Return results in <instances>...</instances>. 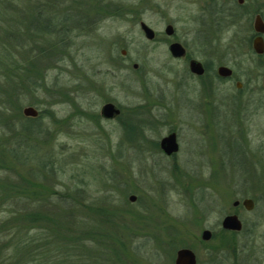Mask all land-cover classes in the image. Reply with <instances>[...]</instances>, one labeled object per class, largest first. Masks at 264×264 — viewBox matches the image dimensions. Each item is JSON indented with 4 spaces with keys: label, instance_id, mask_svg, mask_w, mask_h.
Here are the masks:
<instances>
[{
    "label": "rangeland",
    "instance_id": "1",
    "mask_svg": "<svg viewBox=\"0 0 264 264\" xmlns=\"http://www.w3.org/2000/svg\"><path fill=\"white\" fill-rule=\"evenodd\" d=\"M220 3L23 0L10 11L15 17L12 24L0 14V51L19 68L13 94L17 101L10 106L0 97V197L7 184L47 183L60 193L80 190L77 202L85 207L115 211V225L101 243L82 233L83 242L58 244L45 252L50 254L45 260L27 264H173L181 243L193 246L199 264H205L207 249L221 255L215 257L216 264H264L260 235L264 227L256 225L264 203H254L249 213L236 210L233 202L243 199L238 172L225 170L224 193L221 172L194 171L190 161V153L201 152L204 140L198 134L214 136L208 146L220 152L224 145L218 138L224 123L225 139L228 133L241 131L236 82L251 79L252 85H260L261 74L252 70L256 62L238 59L234 53L238 27L225 31ZM47 13L51 17L48 29L31 24ZM140 23L154 32L153 41L144 38ZM166 26L173 28L172 37L164 34ZM206 27L212 40L204 41ZM10 29L15 36L11 44L5 34ZM232 38L236 49L231 52L227 43ZM173 42L186 48L185 59L170 56L168 46ZM189 58L206 64L208 75L191 79ZM28 62L32 65L27 68ZM220 66L232 70V79L215 77ZM104 103L113 104L119 116L103 120ZM29 107L37 111L36 119L41 116L30 123L39 128V134L21 132V124L29 119L22 110ZM245 127L249 134H264V98L259 113ZM169 133L177 135L179 168L149 148L150 142L158 144ZM22 134L33 135L15 145L14 136ZM234 147L225 141V151L232 153ZM15 148L23 153L13 156ZM39 158L47 162L48 177L42 173L34 178L32 161ZM212 172V184H198L193 177L200 173L199 179L206 180ZM130 195L136 197L134 203L128 201ZM4 210L0 208V222L10 218ZM227 214L242 222L240 233L223 232L221 221ZM66 220H72L71 226L73 221L80 224L81 232L92 227L84 211ZM104 226L98 223L94 230ZM75 227H70L69 235L75 236ZM203 230L213 234L211 240H201ZM5 234L3 230V247L12 249L6 264H23L21 253H15L16 238L6 240Z\"/></svg>",
    "mask_w": 264,
    "mask_h": 264
},
{
    "label": "trees",
    "instance_id": "2",
    "mask_svg": "<svg viewBox=\"0 0 264 264\" xmlns=\"http://www.w3.org/2000/svg\"><path fill=\"white\" fill-rule=\"evenodd\" d=\"M23 0H0V14L2 18L9 21V24L15 22V17L10 15V11H13L19 3ZM47 13L46 17L43 18H34L31 22L32 25L41 26V28L48 29L51 23V17L49 18ZM3 21V22H4ZM11 21V23H10ZM59 22V21H58ZM1 23V22H0ZM12 29V27H11ZM10 32L5 31V34L10 39L6 41L13 40L15 36H11ZM4 37V34H3ZM12 41L9 42L11 44ZM31 62L27 63V68L30 67ZM36 65L34 66L35 69ZM19 70L17 68L14 60L7 56V53H2L0 51V97L8 105L12 106L17 97L14 94L16 72ZM29 71V69L27 70ZM22 79V76L19 74L18 79ZM21 88V85L19 86ZM19 91V90H18ZM41 116H38V118ZM37 118V119H38ZM37 119H27L25 124H21V132L24 133L31 132L34 130L39 134V128L33 127L30 123H35ZM23 123V122H22ZM32 123V124H33ZM132 131H135L132 129ZM33 134H22L17 137L14 136V143L18 145L22 142V139H25V136H31ZM21 137V138H20ZM149 148L151 151L157 150L158 144L150 142ZM20 148H15L12 150V155L20 156ZM36 162V163H35ZM32 161L36 165V170L34 172V178H39V175L45 173V177H48V172L45 171L47 167V162L43 161L41 158L36 161ZM52 171V170H49ZM33 178V177H32ZM53 185L44 183L43 186L38 184H7L4 186V192L0 197V208H4V212L8 214L9 219L6 218L5 221L0 222V264H6L8 262L7 254L12 255V249L8 250L3 247L2 231L5 230L6 240L14 237V245H19L15 248V253L18 256L21 253V258H24L25 261L23 264L31 263L39 258L49 257L45 252L50 251V248L56 247V245H65L67 243L78 244L83 242L82 233L88 235L93 242L98 241L102 242L103 239L109 238L107 234L108 228H112L115 224L112 220L114 215V210H108V208H99L93 206H83L77 202V198L81 194L80 190H75L74 192L60 193L53 191ZM108 200L104 201V205H108ZM83 207V208H82ZM86 212V215L91 220L90 232H81L79 225L73 221L75 224L76 234L75 236L69 235L71 228L72 220H66V218L74 217L80 212ZM4 213V214H5ZM100 218V219H99ZM69 223V225H68ZM105 225L103 228L96 232L94 227H97V224ZM71 227V228H70ZM9 229V230H7ZM113 229V228H112ZM79 231V232H78ZM46 255V256H45ZM26 259H30L29 261ZM5 260V261H4Z\"/></svg>",
    "mask_w": 264,
    "mask_h": 264
},
{
    "label": "flooded vegetation",
    "instance_id": "3",
    "mask_svg": "<svg viewBox=\"0 0 264 264\" xmlns=\"http://www.w3.org/2000/svg\"><path fill=\"white\" fill-rule=\"evenodd\" d=\"M216 1L221 2L220 4H217V6H220V13L223 21L222 24H226L225 31L229 32L230 26L232 28L238 27L237 28L238 33L236 36L237 51L234 52L236 54V57L238 59H242V58L246 59L252 63L256 62V66H253L252 70L253 72L258 73L257 75L261 74L260 85L258 86L256 84L252 85L253 83L250 82L251 79H249V81L245 83L236 82L235 87L238 90L240 96L241 120L239 122V127H241V131L238 134L228 133L231 137L229 136L227 139H225L226 138L225 134H227V132L225 133L224 131L225 128V123H224L222 136L221 138H218L221 139L224 145L220 152H215V149L213 150L212 147L208 146V144L212 145L213 141L215 140L214 136H211L210 134H198L200 135L199 138L204 140L203 143L200 145L201 152H197L196 155L190 153L192 156L190 161L192 162V166H193L192 170L194 171L199 172L202 170L213 169L217 172H221L222 180H223L222 186L224 189V193H225V170L227 172L228 170L237 171L238 186L240 187V193L243 199L241 202L238 201L233 202L232 206L236 210H243L249 213L252 211L254 207V203H258V202L264 203V134H255V133L249 134V132L246 131V127H245V125L250 122L251 117H255V115L259 113L260 102L264 98V88H263L264 0H216ZM228 20H230V23H228ZM209 27H211V25H209ZM206 28L207 30L206 29L203 30L205 33L203 35L204 41H208V39L212 40L209 37L210 29L208 27ZM234 41L235 38H232L227 43V48L231 50V52L234 49H236L234 47L235 46ZM173 43H177V42H173ZM171 44L172 43H170L169 46ZM255 46L263 50L261 54L257 53ZM182 47L186 51V48L184 46ZM186 56H187V52H186ZM186 56L182 59H185ZM182 59H175V60H182ZM191 60L194 59L189 58L188 65ZM200 64L203 67L204 74L202 76H195L189 72L191 79L203 78L207 76L208 73L210 72L206 64H202V63ZM214 74L215 77L220 81L230 80L233 77V72L231 77L227 79H223L217 76L216 71ZM238 85L239 87L237 88ZM206 87L210 88L211 85L207 84ZM169 134H167L166 136H168ZM175 137H176V143L178 145V151L175 154L171 156H166L162 153L159 145L162 138L158 142V148L156 150V153L160 154L162 159L172 161L173 166L178 167V161L176 158L179 153V143L176 134ZM229 139H231V141ZM225 141L226 143L232 142L235 145L234 151L232 153L229 151V149L225 151ZM212 174L213 172L206 180L199 179V177H201L200 173L193 175V177L196 180V183L200 184L201 182H204L206 183L205 185H207V182L209 181H210L209 184H212L213 181ZM197 176L198 178H196ZM214 182L217 183V179H214ZM246 201H249L251 203L250 210H247L244 205V202ZM230 215L233 214H227L226 216H230ZM257 219L258 220L256 221V225L257 226L259 225L260 228H263L264 208L259 209ZM240 223L242 226L241 227V231H242L243 224L241 221ZM223 232L233 235L240 233V232H230L225 230H223ZM260 235L264 241V231ZM212 237L213 234L211 233V239ZM200 244L202 245L204 243H200ZM178 245L179 247L177 251L181 249L190 250L195 256V262H196L195 264H199L197 260V256L195 252H193L192 245L185 246L183 243ZM227 253H228V249L225 248V261L229 260L227 258ZM205 255L207 256L205 264H216L217 260L215 257H219L220 254L218 253L215 254L213 250L207 249ZM174 260H175V256H174ZM174 260H173V264H174ZM233 261L235 262V260ZM228 262L230 263V261Z\"/></svg>",
    "mask_w": 264,
    "mask_h": 264
},
{
    "label": "water",
    "instance_id": "4",
    "mask_svg": "<svg viewBox=\"0 0 264 264\" xmlns=\"http://www.w3.org/2000/svg\"><path fill=\"white\" fill-rule=\"evenodd\" d=\"M140 30L147 41H153L155 39L154 32L147 27L144 23L139 24ZM174 33V30L171 26H166L164 29V34L167 37H171ZM256 47V46H255ZM256 51L258 54L262 53V49L256 47ZM168 52L173 59H182L186 56L185 49L179 43H172L168 47ZM125 52H121V56H124ZM133 69H137V65H133ZM188 70L191 74L195 76H202L204 74V70L202 65L195 61L191 60L188 65ZM216 74L220 78L227 79L231 77L232 71L224 66H220L216 69ZM239 85L237 86V88ZM263 88H264V76H263ZM119 110L111 103L104 104L100 109V117L103 120H113L119 116ZM22 115L26 118H36L37 111L31 107L25 108L22 110ZM160 150L166 156H171L178 151V145L176 143V137L174 133H170L168 136H165L160 141ZM136 197L130 195L128 197V201L134 203ZM244 205L247 210L251 209V203L249 201L244 202ZM241 223L238 218L234 215L225 216L221 221V229L230 232H240L241 231ZM201 240L207 242L211 240V232L205 230L201 234ZM195 256L188 249H181L176 252L174 264H195Z\"/></svg>",
    "mask_w": 264,
    "mask_h": 264
}]
</instances>
